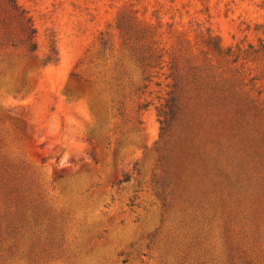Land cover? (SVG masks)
Listing matches in <instances>:
<instances>
[{
	"label": "rangeland",
	"instance_id": "374dc122",
	"mask_svg": "<svg viewBox=\"0 0 264 264\" xmlns=\"http://www.w3.org/2000/svg\"><path fill=\"white\" fill-rule=\"evenodd\" d=\"M17 2L60 62L0 46V264H264V0Z\"/></svg>",
	"mask_w": 264,
	"mask_h": 264
},
{
	"label": "trees",
	"instance_id": "16d2710c",
	"mask_svg": "<svg viewBox=\"0 0 264 264\" xmlns=\"http://www.w3.org/2000/svg\"><path fill=\"white\" fill-rule=\"evenodd\" d=\"M3 6L0 10V46L3 47H21L25 56L36 63L39 68L44 69L48 66L58 65L60 62V52L58 50L57 38L54 34L50 35L47 43V50L43 55L38 52V44L36 42L37 30L34 26L32 17L23 9L17 0H1ZM260 44L257 48L250 45L252 53L264 54V41L259 40ZM208 47L214 52L222 55L231 52L230 49L224 51V48L218 38L209 34L206 41ZM173 105L170 101L167 103V108L172 109ZM160 122V138L163 139L167 135L174 112H159ZM187 145V149H188Z\"/></svg>",
	"mask_w": 264,
	"mask_h": 264
}]
</instances>
